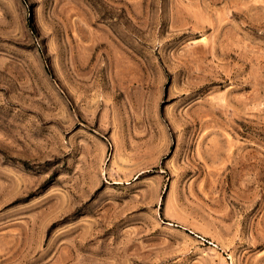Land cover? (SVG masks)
Listing matches in <instances>:
<instances>
[{"label": "rangeland", "instance_id": "rangeland-1", "mask_svg": "<svg viewBox=\"0 0 264 264\" xmlns=\"http://www.w3.org/2000/svg\"><path fill=\"white\" fill-rule=\"evenodd\" d=\"M0 264H264V0H0Z\"/></svg>", "mask_w": 264, "mask_h": 264}]
</instances>
